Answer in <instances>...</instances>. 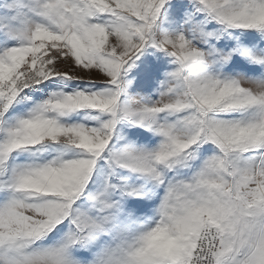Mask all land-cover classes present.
Masks as SVG:
<instances>
[{
    "label": "snow or ice",
    "instance_id": "1",
    "mask_svg": "<svg viewBox=\"0 0 264 264\" xmlns=\"http://www.w3.org/2000/svg\"><path fill=\"white\" fill-rule=\"evenodd\" d=\"M0 264H264V0H0Z\"/></svg>",
    "mask_w": 264,
    "mask_h": 264
}]
</instances>
